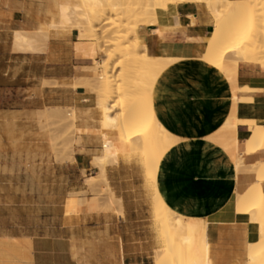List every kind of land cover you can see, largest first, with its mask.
I'll return each instance as SVG.
<instances>
[{"label": "crops", "instance_id": "obj_1", "mask_svg": "<svg viewBox=\"0 0 264 264\" xmlns=\"http://www.w3.org/2000/svg\"><path fill=\"white\" fill-rule=\"evenodd\" d=\"M155 20L137 30L145 52L154 58L177 60L158 75L152 88L156 119L176 138L160 161L158 192L175 214L206 222L211 264H248V245L259 240V226L236 211L235 197L255 183L256 177L248 171L238 173L219 136L234 110L239 120L254 119L264 125V72L249 65L238 67V85L253 91L247 100L235 102L221 72L194 56L195 46L207 43L213 30L206 6L170 5L158 9ZM2 29L0 22V50L5 45ZM78 35L73 29L51 37L43 51L34 53L13 51L11 40L9 54L23 57L24 62L20 67H8V73L25 74L23 81L29 85L22 89L35 91L31 104L36 109L75 108L85 114L87 109L96 108L95 93L81 84L90 80L91 72L85 68L93 62L79 51L78 45L86 40L80 41ZM100 58L101 54L97 60ZM92 124L82 120L80 125L90 131L101 129L98 117L95 128ZM250 134L247 126H237L239 153L244 152L243 143ZM82 139V150L75 152L72 164L81 180L82 171L93 169L96 174L90 176L98 174V168L91 165L92 159L100 156L95 151L102 150L100 138L88 134ZM243 159L248 167L264 162V150L244 154ZM106 172L109 192L105 201L77 195L84 189L75 187L69 192L73 196L64 202L68 216L64 215L52 232L33 233L26 222H1L0 264H154L162 241L152 219L145 215V203L130 199L120 163L108 165ZM262 188L264 191V183ZM69 198H73L70 204ZM104 204L115 207L105 212L101 210Z\"/></svg>", "mask_w": 264, "mask_h": 264}, {"label": "rangeland", "instance_id": "obj_2", "mask_svg": "<svg viewBox=\"0 0 264 264\" xmlns=\"http://www.w3.org/2000/svg\"><path fill=\"white\" fill-rule=\"evenodd\" d=\"M113 1L111 2L117 3L119 1L120 6L127 3H130L131 5L132 3V7H135V9H139V6L144 7L146 5V2H144L146 0ZM140 1H143L142 4L144 3V5H139L141 3ZM50 2L51 0H0V22L2 23L3 28L2 40L5 44L3 49L0 50V223L3 221H7L8 224H20L21 222H26L30 225L29 230L31 232L39 234L46 233L47 230H50L51 232L56 230L61 222H63L64 215L68 216L65 212L64 202L67 196H73L69 195V192H73L75 187L78 190L84 189L83 192H80L77 195H83L86 198H90L93 195L97 198L103 199L102 203L107 197V191L109 192V190H107L109 186L107 175L105 178H101L99 174H97L95 179H91L89 183H85V178H90V175H95L96 170L91 169L82 171L83 180H81L79 172L77 171L78 168L76 165H72L74 163L75 152L77 150H82L81 145L83 144V135L91 134L96 138H100L99 149H103L101 122V129L99 131L94 129L90 131L89 127L86 126L89 129L88 132L75 133V128L81 127L80 124L82 123V120H85L84 122L87 124L93 123L92 125L95 128L94 124L96 122V118L98 117L100 120L102 118L100 117V109L97 105L94 110H87L85 112L86 114L77 112V122L74 120V114L71 109H43L45 110L44 112L41 109H36L35 106L31 104V98L35 96V91L22 89L25 85H29L27 81H23V79L26 78L25 74H18V71H10L8 73V67H20L22 62H24L23 57H17L9 54L11 40L13 39V51L27 52L18 50L16 46H14L16 32L25 31L24 33L28 34V36H33V33L37 32L36 30L38 25H43L48 21V9L46 10V8L50 6ZM208 3L211 4L209 0H207L206 4ZM177 4L180 5L183 3L178 2ZM231 7L232 6L222 9V13L227 12ZM150 11L152 12L153 9H150ZM207 11L213 20L208 8ZM263 11H260L258 14L264 16ZM113 14L109 11L107 16H104L105 18L102 17L104 19H101V23H95V26L100 30L98 32L101 33L114 27L113 24V26H111V23L115 21V18H117V20L120 18H118V16H114ZM140 17L136 19L131 18V21L124 17L122 20L123 23L120 24L122 26L115 29V31L120 29V33L122 32V34L118 35L122 36V39H124L123 44L125 46L126 44L129 45V49L132 47L130 45L133 44L131 41L134 38L131 34V26L135 25L132 24L133 21L134 23H137L135 25L136 27L148 24L147 20L150 21L148 16V19H146L147 17L145 18L146 20L143 19L144 16ZM124 19L126 20L124 21ZM117 23L120 22L118 21ZM126 27H128V29ZM112 30L113 31L108 32L109 36L106 35V37L117 35L114 28H112ZM123 30H125V32L129 30V32L125 34ZM250 32L251 30L247 31V33L251 34ZM67 33L69 32L67 31ZM67 33L64 32L60 35L63 36ZM124 35L128 37H123ZM38 39L39 40L35 42V50L29 53L41 52L45 49L49 40H45V38L41 37ZM110 46L104 47L103 49H106V51L109 52L113 50L112 48L115 49L114 46ZM125 46L121 48V53L119 52L115 55L117 58L114 57L113 62L111 61V67H113L115 63L113 73L117 75L121 72L122 67L125 66V74L128 73L127 75L130 74L129 76L133 78L137 75L138 78H144L145 75H143V73L145 72H143L140 68L146 64L144 66V70L146 71L148 68L145 69V67H148L151 64L148 65L149 63L147 64L143 61H138L139 64H137V62L128 60V57H124L123 55L126 48ZM82 49L85 50L86 46H79V50ZM139 50L140 47L137 48V52H139ZM141 51L143 52V48H141ZM141 51L140 53H142ZM102 56L103 54H101V57ZM138 56L140 57L141 54L138 53L137 57ZM231 58L234 59V56H231ZM126 59L127 63L125 61ZM100 60L102 61L103 59L100 58ZM168 60L170 62H168ZM168 60V63L166 61L164 62L162 59L159 60L162 61L161 63L158 62L159 65L164 66L163 68L160 66L163 71L168 68V65L170 66L173 63L174 59L168 58ZM174 61L176 62V60ZM119 62L121 64H119ZM163 62L164 65H162ZM116 63L119 65L116 66ZM140 65L143 66L141 67ZM153 68L156 67L152 66L150 73H152V70H155ZM162 69L159 71H157V69L156 71L160 74ZM140 71L143 72L141 73L142 76L139 74ZM155 73H153V75ZM148 74L149 73H147V76ZM159 74L157 73L155 75ZM127 75L124 78L128 77ZM147 76L145 77L146 79ZM222 77L228 84L229 94H231L230 89L232 84L229 86L230 82H227V79L229 78L227 77V79H225L226 76L224 77V75H222ZM120 79L121 78H119V82L121 83ZM145 90V93H150V96L146 94V98L148 97L147 104L149 105V103L152 102V91L150 88H145L144 90L139 89L135 93L144 92ZM40 110L42 111V114L45 115L39 116V113L41 114ZM95 112L97 114H95ZM82 116H84V119H82ZM115 137H117V140L120 138L117 135L113 138ZM261 149H264L263 146ZM261 149L258 148L256 153L261 151ZM103 153L104 152L102 150L95 151V155L102 156ZM139 154L129 155L119 152L115 156H110L109 159L105 161L104 165L106 169L108 165H117L120 163V168L123 171L122 177L126 180L124 186L125 184H128L131 190L130 199L135 202L145 203V215L146 217L152 219L162 241V250L156 252L154 264H202V258L204 255L200 248L201 244L199 237L191 235L192 239L187 244H184L182 241L183 236L189 234L190 229L197 231L198 227L193 226L195 224L198 225L200 222L194 223L190 219L183 218L182 223L184 231L182 233H177L173 225L174 216H170L173 211L165 204L158 192L157 172L160 164V161L158 160H162L165 153H160L161 157L157 155L156 159L158 160L151 164L145 162ZM93 160L94 158L92 159V162ZM91 166L94 167L93 165ZM246 171L251 172L250 170ZM253 174L256 177L255 183H253L243 193L236 194V211L240 212L244 209H253L256 211L257 215L261 213L257 224L259 226V234H262V232H264V193H262L263 188L261 187L262 183H264V170H256ZM258 183H261L260 189L258 188ZM86 184L92 186V188L88 189ZM72 199L73 198H69L67 203L70 204ZM114 207L115 205L109 206L108 204H104L101 210L106 212L108 210H113ZM257 217H259V215ZM259 236L260 237L256 245H258V243L262 244V241L260 242L262 235ZM252 244V247L254 246V248H257V246L254 245L255 243ZM250 247L251 245L248 246V249ZM261 255L264 256V254Z\"/></svg>", "mask_w": 264, "mask_h": 264}, {"label": "bare ground", "instance_id": "obj_3", "mask_svg": "<svg viewBox=\"0 0 264 264\" xmlns=\"http://www.w3.org/2000/svg\"><path fill=\"white\" fill-rule=\"evenodd\" d=\"M111 1L51 0L50 6L46 8V10L48 9V21L43 25H38V28L36 30L37 32H32L33 36H28V34L24 33L25 31H17L14 38V46H16L18 50L27 52H32L35 50V42L39 40L38 38L41 37L45 38V40H49L51 37L60 36V34H63L64 32L67 33V31L70 32L73 29L79 32L78 38L80 39V41L86 40L82 43L78 42V44L80 43L79 46H86L85 50L82 49L79 51L84 57H88L92 60L93 66L90 68H85L86 70L88 69L91 72V78L90 80H88L89 78L87 80L84 79L86 81H83V83L81 84L88 88L91 92L95 93L97 97V107L100 109V117H102L100 122L102 123V151L104 153L102 156L95 157L92 162V165L98 168V174L101 178H105L107 175L104 163L107 159H109L110 156H115L119 152L129 155H138L140 153L139 155L142 156L143 160H145V162H147L148 164H151L158 160L156 159L157 155L161 157L160 153L166 154V152L176 142V138L169 134L156 119L153 109V103L151 102L149 103V105L147 104L148 97L146 98V94L148 93H145L146 90L144 92L135 93L137 90H144L145 88H150V90L152 91L153 85L157 79L156 76H158L155 74H159V72L157 71L164 67L159 65L158 62L161 63L162 61H159L161 59L164 62H167L168 58H154L147 55V53L145 52V45L143 44L140 35L137 32L138 27L135 26L137 23H134V21L132 24L135 25L131 26V34L134 36V38L132 37L133 40L131 41L133 42V44L130 45L132 47L129 49V45L126 44L125 46L123 44L124 39H122V36L118 35L122 34V32L120 33V29L115 31V29L120 28L122 26L120 24L123 23L122 20L124 17L130 20L131 18L136 19L140 16H144L143 19H145L148 16L150 18V21L147 20V23L151 22L152 24L156 21V12L158 9L165 10L170 5H178V2L183 4L203 3L206 8L209 9L210 14L213 17V30L210 34L207 43L195 46V58L199 59L205 64H209L217 68V70H219L221 74L224 75V77L226 76L225 79H227V77L229 78L227 79V82H230L229 86H231L230 84H232V87L230 89V95L232 96L235 102L244 101L245 99L247 100L250 93L253 91L248 87H240L238 85V67L240 65H249L252 67H257L264 72V16L258 14L260 11L264 10V0H209L211 4H206L207 0H143L144 2H146V5L144 7L139 6L140 10L138 8L135 9V7L133 8L132 3L131 5L130 3H127L120 6L119 1H116L117 3H113L115 1ZM142 2L139 5H141ZM142 5H144V3ZM230 6L232 7L228 9L227 12L222 13V9L228 8ZM150 9H153V11L151 12ZM109 11L110 13L112 12V14L114 13V16H118V18H120L119 20L115 18V21L111 23V26L114 25V27L112 28H114V31L117 33V35L112 37H106V35L109 36V31H113L112 28L100 33L98 32L100 31L98 27L95 26L96 22H102V20L105 18L104 16H107ZM148 17L146 19H148ZM126 19H124V21ZM118 21L120 23H117ZM126 28L128 29V27ZM129 30L127 32H129ZM248 30H251V34L247 33ZM123 31L125 34L127 33L125 32V30ZM160 33L158 32L157 34L160 35ZM125 36L126 35H124L123 37ZM110 45L114 46L115 49L112 48L113 50L110 52L106 51V49H103L104 47H108ZM124 46L126 47L124 50L125 52L123 53L124 57H128V60L137 62V64H139L138 61H143L147 64L149 63L148 65L151 64L153 67H156L153 68L155 70H152V73H150V69H152V66L147 65L148 67H145V69L148 68V70H146L147 73H149L147 76V73L144 70V66L146 64H144V66L142 65L143 67L140 65L142 68H139L142 69V71L146 74L142 71H140L139 74L143 73V75H145L144 78H138L137 74V76H135L136 78H133L129 76L130 74H125V66L123 65L124 67H122L121 72L115 75V73H113L115 63L113 67H111V61L113 62V59L114 57H116V54L122 52L121 48H123ZM138 47H140L139 52H137ZM141 48H143V52L141 51ZM140 51L142 53H140ZM100 53L103 54V56L101 57L103 59L102 62H99L97 60V57L100 55ZM138 53L141 54V58L139 56L137 57ZM231 56H234V59H232ZM174 60L173 63L175 62ZM125 61L127 63V59ZM164 62L162 65H164ZM168 62L170 61L168 60ZM119 64L121 63L119 62ZM119 64L116 63V66ZM100 68L103 69L101 70ZM154 71L157 73H155ZM153 73L155 74L153 75ZM126 75L128 77L124 78ZM146 76L147 79L145 78ZM119 78H121V83L119 82ZM148 95L150 96V93ZM234 106L235 108H237V105L234 104ZM46 109L59 110L58 108L49 107ZM232 109L234 108L232 107ZM71 110L73 111V117L76 121V119L78 118V111L75 108H71ZM42 111L45 112V110ZM42 111L41 114L39 113V116L45 115L42 114ZM228 118V120L226 119L227 122L225 121L226 124L224 123V127L221 132L222 134H220L219 136L222 139L221 141H219L220 144L223 143L222 147H224L225 150H227L231 154L238 173L242 171L244 172L246 170H250L252 174L256 170L263 171L264 162H260L248 167L244 163L243 155L254 154L256 153L258 148L261 149L262 146L264 148V125L258 124L254 119L245 118L239 120L235 115V110L232 112L230 117L228 116ZM239 124L247 126L251 133L250 136L246 140H244L245 142L243 143V153H239L240 143L238 142L236 137V129ZM75 129V133L89 131L87 127H76ZM116 135L120 137L118 140L116 139L117 137L113 138ZM158 161H161V159H159ZM95 178L96 176H91L90 178L86 179L85 183H89L91 179ZM261 183H258L259 186L257 185L259 189ZM262 193L264 192L262 191ZM236 199L237 198L235 197V205L237 202ZM238 213L248 215L250 217V220L256 224L258 223L261 216V213H259V217H257L258 215L253 209H244ZM172 215L174 216L173 225L175 230L177 231V233H182L184 231V226L182 223L183 217L175 214L174 212L171 213L170 216ZM190 220L194 223L200 222L198 225L195 224L193 226L198 227V229L197 231L190 229L189 234L184 235L182 241L184 244H187L192 239L191 235L198 236L201 244L200 248L204 255L202 258V264H211L208 257V244L206 239L207 224L204 220L201 219ZM259 235H262L260 240V242L262 241V244L258 243V246L256 245V242L254 245L257 246V248H254V246L252 247L253 244H250L253 249L251 247L248 249V251H250L251 249V251L248 252V264H264V256L261 255L264 254V232Z\"/></svg>", "mask_w": 264, "mask_h": 264}]
</instances>
